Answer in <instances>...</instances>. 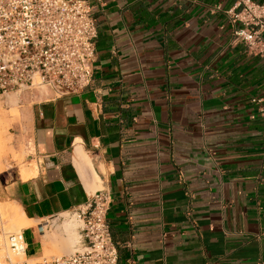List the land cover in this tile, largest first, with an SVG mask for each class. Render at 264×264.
Listing matches in <instances>:
<instances>
[{
  "label": "crops",
  "instance_id": "1",
  "mask_svg": "<svg viewBox=\"0 0 264 264\" xmlns=\"http://www.w3.org/2000/svg\"><path fill=\"white\" fill-rule=\"evenodd\" d=\"M88 2L91 84L30 101L26 162L0 172V200L35 221L26 257L104 190L117 264H264V61L233 34L232 0Z\"/></svg>",
  "mask_w": 264,
  "mask_h": 264
},
{
  "label": "built area",
  "instance_id": "2",
  "mask_svg": "<svg viewBox=\"0 0 264 264\" xmlns=\"http://www.w3.org/2000/svg\"><path fill=\"white\" fill-rule=\"evenodd\" d=\"M223 11L237 24L233 34L264 61V4L232 0ZM96 37L88 0H0V95L26 92L31 100H45L85 90L93 80ZM260 111L264 115V106ZM108 205V194L99 190L73 210L80 221L73 251L10 264H117ZM7 245L26 256L22 231L8 234Z\"/></svg>",
  "mask_w": 264,
  "mask_h": 264
},
{
  "label": "rangeland",
  "instance_id": "3",
  "mask_svg": "<svg viewBox=\"0 0 264 264\" xmlns=\"http://www.w3.org/2000/svg\"><path fill=\"white\" fill-rule=\"evenodd\" d=\"M27 95L30 96V94L26 92L21 94H19L18 92H7L3 95H0V172L6 169L17 167L20 168L26 162L25 156L27 154V149L23 141V133L25 132L27 126L26 106L29 105L30 101H32L30 98L26 99ZM11 203L13 202H3L0 200V204L10 205ZM73 213L74 211L66 212L64 214H61L60 216H56L52 220H48L50 221L48 224H43L44 229L42 234V254L39 257L29 258L24 255H14L8 249L10 256L6 253L1 258V263L10 264V262H15L23 259L41 260L43 258L60 256L73 251V248L71 249L67 248V246H64L59 238L60 230H58L57 228V224L65 217H74V219H77L76 230L78 232V225H80V221ZM34 222L35 221L31 220L29 225L31 226L32 224H34ZM22 230L23 228L20 229V231ZM18 231L19 230L15 232ZM78 241L74 245V248L78 244ZM55 242L57 243L55 244Z\"/></svg>",
  "mask_w": 264,
  "mask_h": 264
},
{
  "label": "bare ground",
  "instance_id": "4",
  "mask_svg": "<svg viewBox=\"0 0 264 264\" xmlns=\"http://www.w3.org/2000/svg\"><path fill=\"white\" fill-rule=\"evenodd\" d=\"M77 156L79 159H81L80 161H82L83 163H86L88 160L85 153L80 149L77 150ZM91 174L93 175L94 179L97 178L93 171H91ZM30 222L31 220L26 218L25 214L19 206L12 203L10 205L0 204V260L6 253L10 256L6 240L7 234L14 233L17 230L20 231V229L27 227ZM49 222L50 221H47L46 224H48ZM57 228L58 230H60V237H58L60 238L64 246H67V248L74 249V245L78 241V232L76 230L77 219H74V217H65L62 221L57 224ZM56 243L57 242H55V244ZM19 255L21 256L24 254L21 253ZM0 264L3 263H1L0 261Z\"/></svg>",
  "mask_w": 264,
  "mask_h": 264
}]
</instances>
